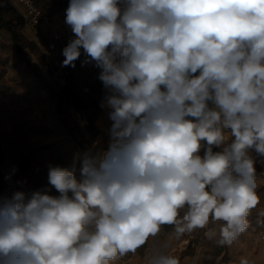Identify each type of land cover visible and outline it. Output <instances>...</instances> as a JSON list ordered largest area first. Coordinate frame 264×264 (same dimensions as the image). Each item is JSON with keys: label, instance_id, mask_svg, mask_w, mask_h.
<instances>
[{"label": "clouds", "instance_id": "clouds-1", "mask_svg": "<svg viewBox=\"0 0 264 264\" xmlns=\"http://www.w3.org/2000/svg\"><path fill=\"white\" fill-rule=\"evenodd\" d=\"M64 11L61 66L83 56L99 69L107 147L50 164L42 189L0 193V264H113L149 240L144 264H180L172 239L197 229L231 246L264 176V0H69ZM165 225L173 234L157 240Z\"/></svg>", "mask_w": 264, "mask_h": 264}, {"label": "rangeland", "instance_id": "rangeland-1", "mask_svg": "<svg viewBox=\"0 0 264 264\" xmlns=\"http://www.w3.org/2000/svg\"><path fill=\"white\" fill-rule=\"evenodd\" d=\"M36 1L61 33L54 48L49 45L48 26L30 22L18 0H0V193L8 195L48 186L50 164L68 167L75 152L93 145L106 148L108 142L99 69L84 64L83 56L74 68L61 66L62 49L72 35L64 23L69 0ZM9 174L11 179H6ZM258 195L249 229L231 246H219L197 229L173 238L169 254L180 264H239L241 258L264 264V239L257 236L264 227V176ZM173 231L172 226H162L156 239H166ZM152 246L149 240L113 264H144Z\"/></svg>", "mask_w": 264, "mask_h": 264}, {"label": "built area", "instance_id": "built-area-1", "mask_svg": "<svg viewBox=\"0 0 264 264\" xmlns=\"http://www.w3.org/2000/svg\"><path fill=\"white\" fill-rule=\"evenodd\" d=\"M23 5L27 18L35 26L41 27L46 25L49 27V45L51 48L55 47L56 42L61 39V33L51 22V16L48 11L37 3L36 0H18ZM264 171V169H258ZM257 236L259 239H264V227L258 230Z\"/></svg>", "mask_w": 264, "mask_h": 264}, {"label": "trees", "instance_id": "trees-1", "mask_svg": "<svg viewBox=\"0 0 264 264\" xmlns=\"http://www.w3.org/2000/svg\"><path fill=\"white\" fill-rule=\"evenodd\" d=\"M7 26L10 27L9 22L7 23ZM12 34H13V36H14V32H12Z\"/></svg>", "mask_w": 264, "mask_h": 264}, {"label": "crops", "instance_id": "crops-1", "mask_svg": "<svg viewBox=\"0 0 264 264\" xmlns=\"http://www.w3.org/2000/svg\"><path fill=\"white\" fill-rule=\"evenodd\" d=\"M51 17H52V16H51ZM257 168H258V169H261V167H260L259 165L257 166Z\"/></svg>", "mask_w": 264, "mask_h": 264}]
</instances>
